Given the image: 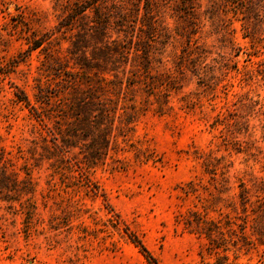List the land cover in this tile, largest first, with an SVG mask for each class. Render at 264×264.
<instances>
[{"label": "rangeland", "instance_id": "rangeland-1", "mask_svg": "<svg viewBox=\"0 0 264 264\" xmlns=\"http://www.w3.org/2000/svg\"><path fill=\"white\" fill-rule=\"evenodd\" d=\"M205 223L264 264V0H0V264H201Z\"/></svg>", "mask_w": 264, "mask_h": 264}, {"label": "trees", "instance_id": "trees-1", "mask_svg": "<svg viewBox=\"0 0 264 264\" xmlns=\"http://www.w3.org/2000/svg\"><path fill=\"white\" fill-rule=\"evenodd\" d=\"M200 230L208 240V244L205 245L200 252L202 259L201 264H242L238 261V253L241 249L236 250V256L233 260L230 259V256L228 255L231 250L228 245L229 241L224 237V233L220 231V226L218 224L205 223L204 226L200 227ZM135 243L145 252V256L150 264H160L137 237ZM233 246H237V244L234 243ZM207 257H214V260H207Z\"/></svg>", "mask_w": 264, "mask_h": 264}]
</instances>
